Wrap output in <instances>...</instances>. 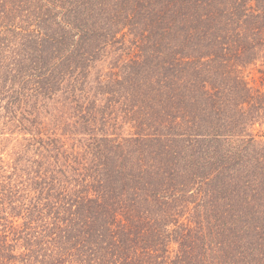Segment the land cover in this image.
<instances>
[{"label":"trees","instance_id":"16d2710c","mask_svg":"<svg viewBox=\"0 0 264 264\" xmlns=\"http://www.w3.org/2000/svg\"><path fill=\"white\" fill-rule=\"evenodd\" d=\"M0 264H264V0H0Z\"/></svg>","mask_w":264,"mask_h":264}]
</instances>
